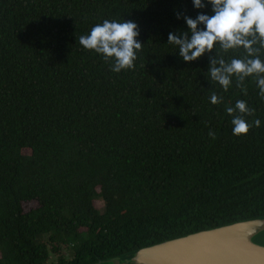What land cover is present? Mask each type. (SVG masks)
Returning a JSON list of instances; mask_svg holds the SVG:
<instances>
[{"label":"trees","instance_id":"obj_1","mask_svg":"<svg viewBox=\"0 0 264 264\" xmlns=\"http://www.w3.org/2000/svg\"><path fill=\"white\" fill-rule=\"evenodd\" d=\"M201 12L212 6L0 0V264H96L264 216L256 81L245 80L246 95L235 80L224 92L207 79L209 54L186 63L168 44ZM105 19L138 25L134 69L115 73L79 44ZM237 100L255 109L249 123L261 121L241 136L226 112Z\"/></svg>","mask_w":264,"mask_h":264},{"label":"clouds","instance_id":"obj_2","mask_svg":"<svg viewBox=\"0 0 264 264\" xmlns=\"http://www.w3.org/2000/svg\"><path fill=\"white\" fill-rule=\"evenodd\" d=\"M195 9L212 6L211 16L200 13L195 19L184 16L188 32H170L168 44L178 48V54L186 63L196 61L209 54L207 79L212 84H219L227 92L235 80V86L247 94L245 80L253 78L259 89V96L264 99V60L260 58L264 49V0H192ZM180 14L177 19H180ZM203 25V28L199 26ZM190 32V35H189ZM138 25L133 21H109L105 19L97 24L87 35L78 40L84 49L100 54L105 62H111V71L120 73L135 67L137 53L144 45L137 37ZM223 53L243 49L244 58L226 61L215 51ZM215 51V56L211 53ZM213 105L222 103L223 97L215 92L210 96ZM232 117L233 134L246 135L253 127L259 128L261 121L249 123L245 117L254 116L255 109L249 108L247 101L237 100L234 106L226 107ZM213 139L215 134L209 132Z\"/></svg>","mask_w":264,"mask_h":264},{"label":"water","instance_id":"obj_3","mask_svg":"<svg viewBox=\"0 0 264 264\" xmlns=\"http://www.w3.org/2000/svg\"><path fill=\"white\" fill-rule=\"evenodd\" d=\"M96 264H264V216L165 240Z\"/></svg>","mask_w":264,"mask_h":264},{"label":"rangeland","instance_id":"obj_4","mask_svg":"<svg viewBox=\"0 0 264 264\" xmlns=\"http://www.w3.org/2000/svg\"><path fill=\"white\" fill-rule=\"evenodd\" d=\"M61 249L63 250L64 254L66 255L67 259H71V255L69 253V249L67 248V246H61ZM57 257L51 253V256H50V262L51 263H57Z\"/></svg>","mask_w":264,"mask_h":264}]
</instances>
